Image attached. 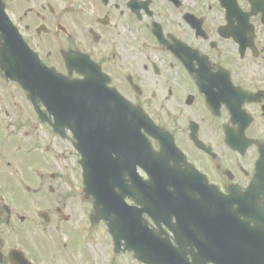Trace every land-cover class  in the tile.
<instances>
[{
  "label": "flooded vegetation",
  "instance_id": "obj_1",
  "mask_svg": "<svg viewBox=\"0 0 264 264\" xmlns=\"http://www.w3.org/2000/svg\"><path fill=\"white\" fill-rule=\"evenodd\" d=\"M2 1L45 66L77 79L84 75L65 58L88 59L158 128L162 142L147 137L155 152L166 149L164 173H138L155 186L163 179L165 234L181 240L171 264H264V0ZM7 85L0 71V264H139L115 253L104 223L92 224L93 201L12 197L11 126L22 139L19 168L39 176L38 196L55 195L57 180L38 168L58 164L38 162L54 144L30 103L11 102ZM236 213L256 224L258 241L236 225ZM144 216L163 235L165 224ZM177 216L195 230H176Z\"/></svg>",
  "mask_w": 264,
  "mask_h": 264
},
{
  "label": "water",
  "instance_id": "obj_2",
  "mask_svg": "<svg viewBox=\"0 0 264 264\" xmlns=\"http://www.w3.org/2000/svg\"><path fill=\"white\" fill-rule=\"evenodd\" d=\"M26 47L0 0V65L6 78L24 88L36 105L38 102L44 104L55 119L54 124L50 123L55 132L61 135L66 129L72 132L74 147L82 156L80 165L87 198L134 201V164L131 172H127L129 162L120 158L121 153H134V109L106 88L100 74H92L86 81L71 82L43 67ZM126 177H129L130 184ZM122 205L125 210L121 214L128 219H105L110 232L118 239V245L125 241L128 248L134 247L138 260L150 263L148 253L138 252L135 246L134 230L138 231V238L145 245L156 243L147 234L145 222L135 223L134 208L127 209L124 203ZM127 231H133V235H116Z\"/></svg>",
  "mask_w": 264,
  "mask_h": 264
},
{
  "label": "rangeland",
  "instance_id": "obj_3",
  "mask_svg": "<svg viewBox=\"0 0 264 264\" xmlns=\"http://www.w3.org/2000/svg\"><path fill=\"white\" fill-rule=\"evenodd\" d=\"M6 95H10V96H15L19 98V96H22L24 99H25V95L20 91L18 90L17 88H15L13 85H8L7 86V90H6ZM26 100V99H25ZM14 132V131H13ZM50 136V141L52 143H54V152L51 150L50 153L48 154H43V157H44V160L45 161H51V160H54V157L56 156H59V162H58V165L59 167H65L67 166L68 168H74L73 172L72 173H68V176L70 174H72L74 176V179L72 178V184L73 186L71 187V193H75L74 195V201H87L85 200V197H84V194H83V184H82V181L80 180L79 183L77 184L76 183V186L77 188H75V180L78 179V175L76 174V172L79 174L80 176V173H81V170L79 168V166H77L78 164V161H79V157L78 155L76 154L75 150L73 149L72 147V138L68 137L67 140L65 141H61V140H56L53 138V136L51 134H49ZM17 137V140H13L11 139V144H16V148L11 145L9 148L11 149H15V150H10V153H11V156H12V162L16 161L14 160V156L18 155L17 154V146L20 145L21 143V139H19L18 136ZM62 157V158H61ZM73 162H75V166L73 165ZM49 172H54V171H49ZM56 172H60L58 170H56ZM66 172H69V169H66ZM20 174V172H19ZM69 179V177H68ZM54 184H58L59 187H58V193L56 194V197L57 198H60V196L64 195L65 192H67V189L64 187L63 183L58 180L56 181ZM88 201H92V200H88Z\"/></svg>",
  "mask_w": 264,
  "mask_h": 264
}]
</instances>
